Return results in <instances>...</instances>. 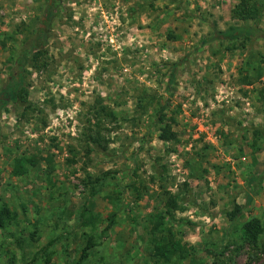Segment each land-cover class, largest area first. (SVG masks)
I'll return each mask as SVG.
<instances>
[{
	"label": "rangeland",
	"instance_id": "1",
	"mask_svg": "<svg viewBox=\"0 0 264 264\" xmlns=\"http://www.w3.org/2000/svg\"><path fill=\"white\" fill-rule=\"evenodd\" d=\"M235 2L0 0V87L22 77L0 107V206L13 214L0 264H264V38H213L246 23L230 18ZM99 107L113 117L107 148L86 152ZM168 193L178 208L164 225L191 248L162 261L148 231ZM251 217L253 245L240 237Z\"/></svg>",
	"mask_w": 264,
	"mask_h": 264
},
{
	"label": "trees",
	"instance_id": "2",
	"mask_svg": "<svg viewBox=\"0 0 264 264\" xmlns=\"http://www.w3.org/2000/svg\"><path fill=\"white\" fill-rule=\"evenodd\" d=\"M264 11V0H236L229 10L230 18L246 22L242 26H234L226 30H216L213 33V38L225 41H235L239 38L250 39L251 37L258 36L264 38V32L258 27V23L262 17ZM51 15V10L48 9V16ZM47 28V24H45ZM47 29L39 32V36L43 37ZM204 43V41H202ZM23 60V58H22ZM20 62H18L19 64ZM256 76L259 77L260 73L257 72ZM21 73L19 70L11 72L8 75V79L0 87V107L5 105L8 101L16 102L18 99V92L21 90ZM113 118L110 111L104 110L103 107L94 109V115L92 121H88L87 125L82 131V135L86 144V152L95 150L100 153H105L107 148V141L105 139V133H108V129L103 127L104 119ZM159 138L167 140L174 139L175 133L169 131L168 127L163 126L160 128ZM254 134L260 133L259 130L254 129ZM20 165L27 163L31 166L35 165L36 160L30 157H22L16 160ZM46 163L51 170V160L46 159ZM185 183H183L184 185ZM183 199V197H180ZM250 201V197L246 196L245 203ZM178 208V197L176 194L168 193L163 203V209L156 211L152 215L150 223L149 234L151 240L152 256L161 259L162 261H169L171 258H185L188 253V247H185L178 238L176 231H173L170 227L164 225L165 220H173V212ZM240 212L239 207L235 206L225 212V215L229 220H232ZM81 223L84 225L93 226L97 220V216L91 213L80 214ZM13 214L10 209L2 204L0 206V228L4 227L8 220L12 218ZM113 215L107 218L105 229H108L113 223ZM262 231V225L257 217H251L240 224V237L248 244H255L258 235ZM93 241L90 236H87L83 247L80 249L77 263L86 258L89 249L92 247Z\"/></svg>",
	"mask_w": 264,
	"mask_h": 264
}]
</instances>
